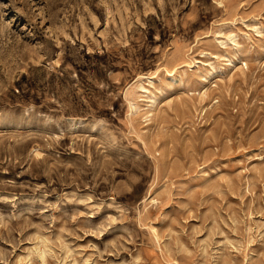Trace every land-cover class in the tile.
<instances>
[{
  "label": "rangeland",
  "instance_id": "374dc122",
  "mask_svg": "<svg viewBox=\"0 0 264 264\" xmlns=\"http://www.w3.org/2000/svg\"><path fill=\"white\" fill-rule=\"evenodd\" d=\"M0 264H264V0H0Z\"/></svg>",
  "mask_w": 264,
  "mask_h": 264
}]
</instances>
